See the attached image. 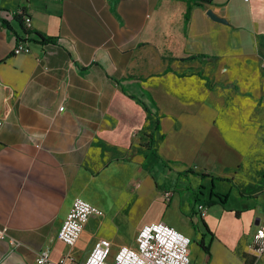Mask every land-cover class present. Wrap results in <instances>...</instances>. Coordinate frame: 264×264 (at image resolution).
Returning a JSON list of instances; mask_svg holds the SVG:
<instances>
[{
    "label": "crops",
    "instance_id": "1",
    "mask_svg": "<svg viewBox=\"0 0 264 264\" xmlns=\"http://www.w3.org/2000/svg\"><path fill=\"white\" fill-rule=\"evenodd\" d=\"M18 9L30 29L0 18V264H83L101 239L111 254L134 247L146 223L183 231L177 188L202 197L215 182L233 205L207 208L208 232L191 219V263L215 264L207 246L264 264L251 245L264 225V0H0ZM16 39L30 53L12 55ZM74 198L103 215L69 249L57 231Z\"/></svg>",
    "mask_w": 264,
    "mask_h": 264
},
{
    "label": "built area",
    "instance_id": "2",
    "mask_svg": "<svg viewBox=\"0 0 264 264\" xmlns=\"http://www.w3.org/2000/svg\"><path fill=\"white\" fill-rule=\"evenodd\" d=\"M16 16L22 17V23L26 29H30L31 19L21 9L15 12H0V18L11 21ZM12 55L28 54L30 49L24 39H16L13 45ZM63 108L58 109L62 112ZM164 200H168L170 193L163 194ZM196 214L204 217L206 207L203 204L196 205ZM103 212L81 198H74L70 210L62 221L57 231V239L72 249L79 241L80 235L90 217H102ZM6 235V229L0 228V239ZM190 238L184 236L173 227L163 222H154L141 226L135 236V246L122 245L111 254V242L106 239L97 241L83 264H192L189 256ZM251 245L254 252L260 255L264 251V225L258 226L252 236ZM35 264H77L73 257L65 255L58 261H51L47 254L37 256Z\"/></svg>",
    "mask_w": 264,
    "mask_h": 264
},
{
    "label": "rangeland",
    "instance_id": "3",
    "mask_svg": "<svg viewBox=\"0 0 264 264\" xmlns=\"http://www.w3.org/2000/svg\"><path fill=\"white\" fill-rule=\"evenodd\" d=\"M151 104H152V102H151ZM154 119L156 120V117ZM192 180H194L193 182H191L192 184H194V183L197 184L196 178L195 179L193 178ZM225 189L226 188L222 184H219V183L215 182L213 184V186L211 187V183H208L205 186V190H203V191L201 190L202 193H203L202 197H201L199 192H197L195 194V192L193 190L189 189V188L188 189L177 188V195H179V198L181 200L182 209H184L186 212H184V211L178 212V216L175 217L176 218L175 219L176 222H178V224L181 225V227H183L184 230H186L188 227H192L191 219H194V220L196 219L195 223L193 224L194 227L196 229L197 228H202L201 223L199 222V218H198L199 216L196 214L195 217L192 218L193 216H191V213L189 211H187L188 210V206H191L192 203L194 202V200H197V199H199V201H197V202H203V201L205 202V201H207L209 199V193L210 192L212 194H216V193H218L220 191H225ZM209 190H210V192H209ZM245 203H247V201L243 202V204H245ZM235 204L238 205V203H235ZM214 205H216V204H214ZM232 205H233V201L232 200H229L228 202L225 203V207H227V208H230ZM207 208L208 207H206V211H207ZM111 231H112V229H111L110 224L105 222L104 225H103V230L101 232L103 234H109V233H111ZM178 231L180 232V234L183 233V231L181 229H178ZM210 236H212V235L210 234ZM195 245H198V241L192 240L190 245H189V248L191 250V255L195 254V256H196L197 252L195 250L196 249ZM209 253H210L211 258H213V261H214L215 264H233V261H231V259H229L225 255V253L222 251V249L219 248V247H215L211 251L209 250L208 254Z\"/></svg>",
    "mask_w": 264,
    "mask_h": 264
},
{
    "label": "trees",
    "instance_id": "4",
    "mask_svg": "<svg viewBox=\"0 0 264 264\" xmlns=\"http://www.w3.org/2000/svg\"><path fill=\"white\" fill-rule=\"evenodd\" d=\"M188 1L197 2V3L201 4V5L209 4V3H210V0H188ZM189 10H190V9H187V10L185 11V13H184V21H185V23H186V22L188 21V19H189ZM21 11H22V10H21ZM22 12H23V11H22ZM15 19H21V20H22V17H21V16H16V17H14L13 20H15ZM35 35L37 36L38 41H39L41 44L46 43V42L49 41V40H45V39H43V38L40 36V34H38V33H35ZM188 59H199V61H203V60L206 59V57L196 55V56L189 57ZM152 103H153V102H152ZM144 108H145V111L147 112V115H148V114H149L148 109H147L146 107H144ZM149 115H150V114H149ZM148 138H149V142H148V143L151 144V143H152V140H151L150 137H148ZM209 195H210V196H209V199H208L207 201L204 202V203L206 204L207 207L214 205L216 202H217V203H221V204L224 203V202H226V198H227L226 195L212 194L211 192H210ZM194 214L196 215V213H194ZM198 218H199V222L201 223L202 228L205 229L206 232H208V231H207V227H206V225L202 222V218H201V217H198ZM201 247L203 248L202 250L208 255V250H209V248H208L207 246H201Z\"/></svg>",
    "mask_w": 264,
    "mask_h": 264
},
{
    "label": "water",
    "instance_id": "5",
    "mask_svg": "<svg viewBox=\"0 0 264 264\" xmlns=\"http://www.w3.org/2000/svg\"><path fill=\"white\" fill-rule=\"evenodd\" d=\"M206 15H207L211 20L216 21L217 23H222V24H225V23H226L225 20L216 17V15L213 14L210 10H207V11H206Z\"/></svg>",
    "mask_w": 264,
    "mask_h": 264
}]
</instances>
